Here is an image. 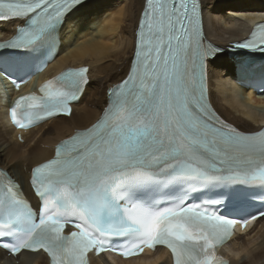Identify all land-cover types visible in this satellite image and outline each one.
<instances>
[{
    "label": "snow or ice",
    "instance_id": "obj_1",
    "mask_svg": "<svg viewBox=\"0 0 264 264\" xmlns=\"http://www.w3.org/2000/svg\"><path fill=\"white\" fill-rule=\"evenodd\" d=\"M83 7L85 0H0V21H23L0 46L20 55L0 69L11 77L29 71L42 49L51 57L67 19ZM204 7V0H143L127 75L109 89L103 116L31 170L38 211L0 168V247L46 253L50 264H90V253L131 257L162 246L173 264H224L216 248L236 224L264 217V208L251 211L257 199L264 203V130L242 132L209 108L205 60L222 49L204 48ZM235 47L264 53V26ZM86 74L64 73V91L21 96L14 122L24 128L71 116ZM209 191L212 198L194 199ZM73 217L78 230L66 235Z\"/></svg>",
    "mask_w": 264,
    "mask_h": 264
},
{
    "label": "bare ground",
    "instance_id": "obj_2",
    "mask_svg": "<svg viewBox=\"0 0 264 264\" xmlns=\"http://www.w3.org/2000/svg\"><path fill=\"white\" fill-rule=\"evenodd\" d=\"M204 4L206 37L222 48L246 37L254 23L264 20V0H204ZM142 8L143 0H87L85 7L67 19L59 33L62 45L55 60L22 91H29L36 79H40L39 85L68 66L88 65L89 84L79 102L72 106L71 116L57 117L31 129L22 135L23 143L7 119L4 89L9 85L0 77V167L28 198L38 203L30 184V168L50 158L59 140L91 125L107 105L108 88L127 73ZM18 23L21 22L0 23V36L13 35ZM234 61L227 53H221L208 62L210 102L230 123L245 131H255L264 116V95L256 93L252 83L264 75V66L254 69L257 76L241 78ZM238 80L242 85L234 83ZM220 251L229 258V264H264V218L245 233H238ZM0 264H49V259L43 253L29 252L12 258L0 249ZM92 264H171V259L160 249L157 254L132 260L115 258L112 263L102 255L92 258Z\"/></svg>",
    "mask_w": 264,
    "mask_h": 264
},
{
    "label": "rangeland",
    "instance_id": "obj_3",
    "mask_svg": "<svg viewBox=\"0 0 264 264\" xmlns=\"http://www.w3.org/2000/svg\"><path fill=\"white\" fill-rule=\"evenodd\" d=\"M125 73V72H124ZM122 76H124V74H121ZM120 77L118 76L117 78L115 77V79L114 80H117V79H119ZM91 85V84H90ZM4 92H5V89H4ZM104 109V108H103ZM103 109H102V111H103ZM21 142V141H20ZM21 143H23V142H21ZM24 161H26V160H24ZM19 164H20V162H19ZM22 167V165H20V168Z\"/></svg>",
    "mask_w": 264,
    "mask_h": 264
}]
</instances>
